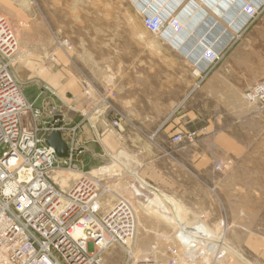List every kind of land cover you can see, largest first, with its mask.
<instances>
[{"label": "crops", "instance_id": "obj_1", "mask_svg": "<svg viewBox=\"0 0 264 264\" xmlns=\"http://www.w3.org/2000/svg\"><path fill=\"white\" fill-rule=\"evenodd\" d=\"M40 1L46 4V20L38 17L39 5L36 10L32 5L31 23L24 28L28 37L20 42L18 14L25 11L24 5H17V0H0V14L16 29L17 53L11 70L21 78L22 74L38 75L28 82H37L41 92L42 85L47 84L73 106L64 118L69 120L68 125H78V139L83 147L79 165L86 169L107 160L94 131L81 118L84 102L79 100L77 80L69 75L62 82L60 72L72 68H61L50 58L58 51L51 29L45 25L66 23L69 2H78L80 10L85 11L89 4L96 15L108 14L96 20H141L143 13L158 9L179 16L183 23L180 33L166 29L151 37L140 26L115 29L119 35L138 36L134 41L140 47L131 49L129 54L124 51L118 55L116 51L114 56L118 66L132 68L123 74L126 80L116 87L117 109L125 117L120 120L121 127L112 126L113 113L107 109L100 116L86 110L94 118L102 147L127 168L121 175L123 181L132 180L135 173L181 208L183 222H208L220 210L222 202L215 190L220 189L225 172L254 147L264 149V107L249 104L243 97L251 85L264 79V14L248 20L242 12L245 3L260 5L264 0ZM207 46L221 54L220 61L209 66L203 58ZM145 66L161 68L136 73L134 68ZM54 72L53 76L46 75ZM199 73L204 79L194 87ZM192 132L191 139L173 141L177 133ZM218 161L225 163L224 168H215ZM117 191L133 199L127 188L119 187ZM242 240L248 260L264 264L261 231H249Z\"/></svg>", "mask_w": 264, "mask_h": 264}, {"label": "built area", "instance_id": "obj_2", "mask_svg": "<svg viewBox=\"0 0 264 264\" xmlns=\"http://www.w3.org/2000/svg\"><path fill=\"white\" fill-rule=\"evenodd\" d=\"M242 12L252 20L264 14V2L255 5L249 1L243 5ZM141 24L155 36L166 29L183 31L178 15L165 14L159 9L143 13ZM16 49L14 30L0 15V264H102V254L113 245L125 249L128 260L124 264H163L153 258L130 261L128 240H132L136 231V213L130 200L118 195L110 182L113 176L118 178L124 172H116L111 168L113 164L127 168L102 147L94 118L87 110H80L81 118L94 131L107 161L88 169L79 165L83 147L78 139V125H68L54 104L35 106L28 100L10 66ZM220 57L212 46L205 47L203 58L208 66L219 62ZM198 75L194 87L204 79L202 74ZM85 85L88 92V84ZM41 90L57 96L47 84ZM243 97L247 103L263 108L264 79L251 85ZM59 100L73 109L71 104ZM106 100L107 96L103 95L101 102ZM105 109L93 112L100 116ZM109 111L113 113L112 126L120 128V120L125 117L118 109ZM56 131L67 144L65 155H58L46 141ZM193 137L194 132L177 133L173 141ZM224 164L218 161L214 165L220 170ZM58 172L61 174L55 180ZM127 183L134 196L143 197L148 203L156 194L162 200L157 206L161 212L169 213L166 205L174 210L154 185L137 174L133 173V179ZM172 220L177 227L174 238L180 251L169 248L172 254L166 264H178L177 254L188 261L195 259L196 251L212 257L213 261L221 260L222 264H252L231 250L222 237L223 231L213 234L202 221Z\"/></svg>", "mask_w": 264, "mask_h": 264}, {"label": "rangeland", "instance_id": "obj_3", "mask_svg": "<svg viewBox=\"0 0 264 264\" xmlns=\"http://www.w3.org/2000/svg\"><path fill=\"white\" fill-rule=\"evenodd\" d=\"M69 3L70 9L65 10L67 14L65 16L66 23L60 22L45 25L46 28L49 27L51 29L58 51L57 55L54 54L50 58L61 68H72L68 72H65V70L60 72L61 79L64 82L70 75L77 80L80 88V91H78V94H80L79 100L84 102L83 110L101 108L116 110L117 83L121 84V82H124L126 77L123 74L125 72L127 74L130 73L132 68L123 69L118 66L114 57L115 53L117 51L119 55L125 51V53L129 54L131 49L137 50L140 47L137 45L138 41L137 43L134 41L138 36L119 35L115 29L127 28L128 26L142 27L141 20L127 17L129 13L124 14L127 17L126 19L113 21L96 20L98 16H108L104 12L105 8L103 9V15H96L93 11L94 7L89 6V4L85 11L84 9L80 10L78 2ZM86 3H89V1H86ZM37 4L40 7L38 17L45 21L46 15L44 11H46V4L43 1L17 0V5H24L25 9L24 12L18 14L20 42L28 37L24 28L31 23L30 11L32 5L36 10ZM43 13L45 16H43ZM0 15L3 16L2 14ZM55 18L57 19L58 17L55 16ZM5 19L9 21L8 18ZM59 19L63 20L64 18L60 16ZM9 22L15 34L16 29L12 22ZM147 32L151 37H155L149 31ZM130 39L132 40L131 46L129 45ZM150 68L153 72L155 69H160L161 66H145L134 69L136 73L144 74ZM54 74L55 72L46 75L53 76ZM15 76L20 81L19 78L21 76ZM34 76L38 75L22 74V81H20L28 100L35 106H46L47 103H52L55 106V110L66 117L71 110L65 107L56 96L51 95L47 91H39L37 82H28ZM85 83L88 84V92H85ZM103 95L107 96L106 102H101ZM164 99L168 100V98ZM111 168L115 169L116 172L127 170L117 164H113ZM111 174H113L112 171ZM121 177L113 176L110 182L118 195L123 194L118 192L117 189L125 187L129 191L131 198H133L130 200L129 197L124 196L130 200L134 213H136V231L130 247L132 253L130 261L138 258H153L160 263L166 264L172 254L169 248L176 247L177 251H180L174 238L177 227L172 219H174L175 215L180 220L183 219L180 214L181 208L174 202L175 205L172 206L174 210H172L165 203L169 213L161 212L157 208L158 204L162 202L161 199L148 203L145 198L134 196L128 189V183L123 181ZM223 177L220 189L215 190L222 202L219 207L220 212L215 211L210 216V220L205 222L204 225L213 234L223 231L224 235L222 237L224 241L229 243L232 251L236 254H243L247 258V254L244 251V240H242L244 234L249 231L256 232L259 230L264 237V149L254 147L250 154L239 157L229 171L225 172ZM240 209L243 210L241 215H239ZM165 215H169L171 219ZM193 255L195 259L188 261L181 257L180 254H177L178 264H222L223 262L221 260L213 261L212 257L206 254H199L198 251ZM102 260V264H124L128 259L123 247L113 245L102 254Z\"/></svg>", "mask_w": 264, "mask_h": 264}, {"label": "water", "instance_id": "obj_4", "mask_svg": "<svg viewBox=\"0 0 264 264\" xmlns=\"http://www.w3.org/2000/svg\"><path fill=\"white\" fill-rule=\"evenodd\" d=\"M46 141L54 148L58 155H65L67 152V144L62 139L59 131L52 133L46 137Z\"/></svg>", "mask_w": 264, "mask_h": 264}, {"label": "bare ground", "instance_id": "obj_5", "mask_svg": "<svg viewBox=\"0 0 264 264\" xmlns=\"http://www.w3.org/2000/svg\"><path fill=\"white\" fill-rule=\"evenodd\" d=\"M124 167H125V166H124ZM60 174H61V172L56 173V174L54 175V179H55V180H58ZM65 177H67V176H65ZM64 179H66V178H64ZM62 184H64V183H62ZM164 198H166V197H164ZM153 200H160V198L157 197L156 194H155V195H154V198H152L150 201L152 202ZM168 201H169V203L171 204V206L174 205L170 199H168ZM165 216L168 217L167 215H165ZM168 218H169V217H168ZM174 218L177 219V216L175 215ZM178 219H179V218H178ZM179 220H180V219H179ZM181 221H182V220H181ZM179 222H180V221H179ZM135 229H136V228H135ZM134 237H135V234L133 235V238H132L131 241L128 240V244L130 245V247L132 246V241H133ZM231 250H232V249H231ZM237 255H239V256H241V257L243 256V255H240V254H237ZM239 256H237V257L239 258Z\"/></svg>", "mask_w": 264, "mask_h": 264}]
</instances>
